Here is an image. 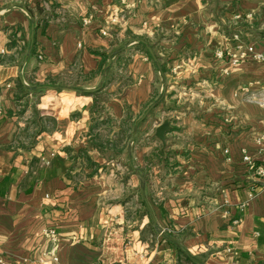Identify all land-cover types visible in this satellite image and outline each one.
<instances>
[{
  "label": "crops",
  "instance_id": "obj_1",
  "mask_svg": "<svg viewBox=\"0 0 264 264\" xmlns=\"http://www.w3.org/2000/svg\"><path fill=\"white\" fill-rule=\"evenodd\" d=\"M238 33L264 52V0H0V256L264 264V190L242 162L264 165V61L215 55Z\"/></svg>",
  "mask_w": 264,
  "mask_h": 264
},
{
  "label": "built area",
  "instance_id": "obj_2",
  "mask_svg": "<svg viewBox=\"0 0 264 264\" xmlns=\"http://www.w3.org/2000/svg\"><path fill=\"white\" fill-rule=\"evenodd\" d=\"M234 44L230 46L227 50L219 49L216 52V57L219 59L227 60L232 64H238L242 60L252 59L257 61H264V52L259 51L257 46L254 43H245L241 41L239 35L235 34L233 36ZM257 143L259 144V151L262 155H264V134L259 136L257 139ZM242 162L251 170H253L256 174V181L262 182V189L264 190V165L256 166L255 159L247 152H243ZM256 188L254 184L251 186V190L254 191ZM254 194L252 193V196ZM167 233H171L170 230L166 231ZM45 235L50 240L52 246H55L59 241V234L57 230L53 227L46 228L44 230ZM162 235V233H160ZM57 260V258H54ZM0 264H9L7 259L3 256H0Z\"/></svg>",
  "mask_w": 264,
  "mask_h": 264
},
{
  "label": "water",
  "instance_id": "obj_3",
  "mask_svg": "<svg viewBox=\"0 0 264 264\" xmlns=\"http://www.w3.org/2000/svg\"><path fill=\"white\" fill-rule=\"evenodd\" d=\"M141 43H143L146 48H147V51L149 52L150 56L152 57V59L154 60L155 64L157 65L158 68H161V65L159 63V60L157 58V55L156 53L154 52L152 46L145 40L141 39L140 40ZM43 88H48V89H52V90H55L56 88L53 87V86H43ZM64 89H67V90H74L73 88H70V87H65ZM165 90V87L164 89ZM164 93V92H163ZM163 98V95L156 101H154L147 109L146 111L144 112V114L139 118V120L136 122V125H135V128H134V136L133 138H135V135L138 131V127H139V124L142 123L146 118L147 116L151 113V111H153L161 102V99ZM171 130V122L169 119H165L163 122H161L157 127H156V130H155V137L160 140L163 144V147L165 148L166 146V143H167V133ZM164 148L162 150H164ZM142 193H143V196H144V200L147 204V207L149 210L150 209V206L147 202V198L145 196V189L142 188ZM162 235L168 239L169 241H171L175 246H177L182 252H184L187 256L191 257L189 252L185 249V247L178 241L176 240L173 236H171L169 233H167L166 231H162L161 232Z\"/></svg>",
  "mask_w": 264,
  "mask_h": 264
},
{
  "label": "trees",
  "instance_id": "obj_4",
  "mask_svg": "<svg viewBox=\"0 0 264 264\" xmlns=\"http://www.w3.org/2000/svg\"><path fill=\"white\" fill-rule=\"evenodd\" d=\"M141 46H142V48L144 49V52H146L149 56H150V54H149V52L147 51V49H146V47L143 45V44H141V43H139ZM151 57V56H150ZM108 58V56H105L104 55V62L106 61V59ZM166 67L164 66V65H161V72H162V74L163 75H165L166 74ZM53 83V82H52ZM19 87H20V89L22 90L21 92H22V94H21V96H25V95H28L29 93H30V91L27 89V88H25L21 83H19ZM50 121V119L48 118V119H46V118H43V117H41V116H39V114L38 113H36V111H35V115H34V117H33V119L31 120V124L34 126V127H36L37 128V130L38 129H41V128H45V124H43V122L44 121ZM26 130H28V129H26ZM25 130V131H26ZM132 130H133V124L131 125V126H129V132H128V137H129V139L131 138V136H132ZM30 135L29 136H32L33 135V133H29ZM155 157L157 158V160H159V161H162V159H163V157H162V154L159 152V151H157L156 153H155ZM150 162H151V159H148ZM165 163H167V161H168V158H167V155H165ZM147 177H145V181L147 180L146 179ZM171 235H174L173 233H170ZM182 253V252H181ZM183 254V253H182ZM184 255V254H183ZM185 256V255H184ZM188 260H190L188 257H186ZM194 264H201L200 262H194Z\"/></svg>",
  "mask_w": 264,
  "mask_h": 264
},
{
  "label": "rangeland",
  "instance_id": "obj_5",
  "mask_svg": "<svg viewBox=\"0 0 264 264\" xmlns=\"http://www.w3.org/2000/svg\"><path fill=\"white\" fill-rule=\"evenodd\" d=\"M237 35H239V33ZM239 38H240L241 41H243L240 35H239Z\"/></svg>",
  "mask_w": 264,
  "mask_h": 264
}]
</instances>
